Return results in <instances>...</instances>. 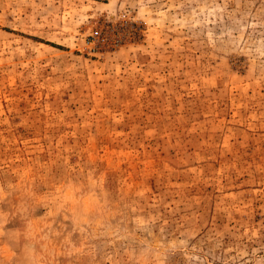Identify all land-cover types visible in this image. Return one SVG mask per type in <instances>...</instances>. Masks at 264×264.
I'll return each mask as SVG.
<instances>
[{
	"label": "rangeland",
	"instance_id": "rangeland-1",
	"mask_svg": "<svg viewBox=\"0 0 264 264\" xmlns=\"http://www.w3.org/2000/svg\"><path fill=\"white\" fill-rule=\"evenodd\" d=\"M0 264H264V0H0Z\"/></svg>",
	"mask_w": 264,
	"mask_h": 264
}]
</instances>
